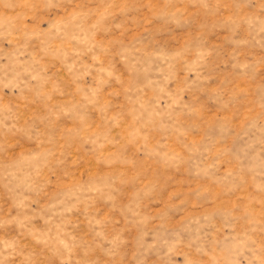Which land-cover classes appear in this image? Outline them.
I'll list each match as a JSON object with an SVG mask.
<instances>
[{
  "label": "rangeland",
  "instance_id": "374dc122",
  "mask_svg": "<svg viewBox=\"0 0 264 264\" xmlns=\"http://www.w3.org/2000/svg\"><path fill=\"white\" fill-rule=\"evenodd\" d=\"M0 264H264V0H0Z\"/></svg>",
  "mask_w": 264,
  "mask_h": 264
}]
</instances>
